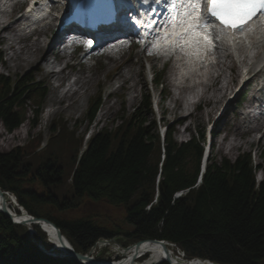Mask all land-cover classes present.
Segmentation results:
<instances>
[{"label": "trees", "instance_id": "trees-1", "mask_svg": "<svg viewBox=\"0 0 264 264\" xmlns=\"http://www.w3.org/2000/svg\"><path fill=\"white\" fill-rule=\"evenodd\" d=\"M156 78L160 86L161 75ZM46 91L32 78L13 81L0 75V123L12 133L31 109L37 127ZM101 99L99 95L89 106L91 123ZM153 115L149 94L115 130L102 129L90 137L85 150L83 139L63 119L54 122V135L41 152L16 148L0 153V188L13 193L29 215L59 228L79 253L100 239L123 246L157 240L176 244L188 258L264 264V179L256 177L261 166L248 153L235 161L209 159L201 174L204 130L179 143L169 126L162 143ZM40 141L41 136L38 148ZM77 144L78 149L71 148ZM87 201L122 207V224L106 227L55 215ZM34 229L32 238L25 226L0 213V264H77L43 253L38 245L48 250L52 245Z\"/></svg>", "mask_w": 264, "mask_h": 264}, {"label": "rangeland", "instance_id": "rangeland-1", "mask_svg": "<svg viewBox=\"0 0 264 264\" xmlns=\"http://www.w3.org/2000/svg\"><path fill=\"white\" fill-rule=\"evenodd\" d=\"M126 49L128 55H131L135 58L134 62L136 66V74H140L139 81L141 83L138 84V91L134 95V101L130 103L131 94H128L127 90H121L119 88V84L116 83L114 80L115 71L110 72L109 75H106V60L100 56H93L90 59H84L85 62L83 63L82 67L79 66V62L81 59L84 58L85 54L74 55V57L70 60L71 65H75V70L80 71L82 68L85 67H92L93 70L97 71L99 76V83L96 85L94 91L88 100V103L82 108L81 112L70 117L65 112H59L57 114L49 115L50 111L48 108V100H49V93L50 87L47 85L46 81L42 80V74L35 70L34 66H30L26 69H22L17 73L12 71H7L4 69V63L8 60V54L4 53L3 45L0 44V53L2 54L1 60L2 64H0V75L9 78L10 80L17 81L22 78H32L41 86L46 87V98L44 100V104L41 109V114L39 120L37 121V127H33L32 120L35 119L33 110L28 109V113L26 116L25 122L14 132L9 133L6 128L0 123V153H8L16 148H22L23 150L34 154L37 152H41V149L47 145L50 141L54 133L51 130V126H53L54 122H57L63 119L69 127L70 131H75L77 133V137L83 139L82 148L87 147L86 140L90 137H93L99 130L107 129V130H115L118 126L121 125L122 120L125 118L130 117L135 109H137L141 103L143 102L144 98L147 97L149 94L152 96V102L154 103V115L152 116L153 120L157 123V128L159 132V126L161 121V128L163 126L170 125L174 128V138L177 142L183 143L189 141L192 136H198L200 131L204 130V135L206 136V141L208 137V132L213 131L214 135L210 138L212 146L209 149V158L213 162L215 161H222V159L227 158L231 161H235L238 156L242 154L250 153L252 155V161L255 165H260L262 171L256 173V177L258 181L264 179V107L258 106L255 108L254 104V97L259 96L260 99H264V93L257 92V85L263 81L264 76L256 78L249 82L245 88L241 92H239L235 98L227 105L226 113L228 115L227 121L219 120L216 123V116L221 112L219 108L221 107V102L214 103L213 105L206 102L209 98L216 101L221 98V94H213L212 92L217 89V84L214 86L209 81V77L205 78L206 84H208L210 89L212 90L211 93L206 95V97L202 98L201 102V111H196L194 114H189L186 118L183 125H179L176 122L180 117L184 115H188L190 113V109L185 105V98L189 96L191 93V89L186 88L183 93L179 92L180 99L178 103L175 102L172 98L175 95V89L171 88L169 84H172L174 81L171 80V73H172V65L167 67V71L164 72L161 76V85L157 88L151 85L152 75L154 73L162 72L163 69V62L159 61L155 55H150L147 49L138 48V46H128ZM92 50V47L88 48V53ZM126 51V50H124ZM12 55V53H9ZM227 52L223 50H219L218 54L214 62H220L219 67H214L211 73L216 77L218 74L223 71L225 78L220 80L221 86H226V81H230L231 76L229 75V70L226 69L228 66H234L235 71L233 76L235 75L236 81L233 83H239L237 81V75L241 74L240 68L237 66V63L234 60L227 59L225 60L224 57ZM138 55V57H135ZM222 55V56H220ZM51 61L54 60L53 55H50ZM221 57V58H220ZM59 61V60H58ZM88 61V62H87ZM101 61V62H100ZM260 60H257V63ZM61 62V61H60ZM264 63V59L261 60ZM100 63L103 67H100ZM226 64V66H224ZM58 69V68H56ZM120 71L121 66L116 68ZM226 69V70H225ZM66 72H69L66 70ZM232 76V77H233ZM227 78V79H226ZM75 77L72 75L71 82H74ZM193 81L190 83L185 82L183 84L184 88L189 87L192 85ZM263 83V82H262ZM166 90V99L161 107V113L163 115L160 118V111L156 110L155 103L159 101L160 97V90ZM117 92L108 98V94L116 91ZM211 94V95H210ZM102 95L101 103L98 109V112L95 116L94 122H90L87 119V113L89 111V106L94 102L95 99ZM184 99V100H183ZM184 102L183 107L186 111H178L177 114L174 113L180 105ZM109 103L114 106L113 114L110 113L106 115L102 119L101 112L103 106ZM54 110V109H53ZM192 110V109H191ZM245 114V116L238 118V115ZM249 114V115H248ZM240 122L241 127L238 131H235V125ZM216 123V124H215ZM254 127L260 128L257 132H249L250 129ZM184 128L186 129L183 132ZM42 137V141H40L41 147L38 148L37 140L39 137ZM261 139V140H260ZM260 142L258 143V141ZM207 145V144H206ZM36 147L38 148L36 151ZM72 149L76 150L79 148L77 145H72ZM223 148V149H222ZM59 150V148H56ZM35 150V151H34ZM125 211L122 207H113L105 202L101 203H94V202H85L81 205L78 209L71 210L64 213H56L55 215L65 219V220H80V219H89L96 223H99L103 226L109 227L112 225H121L124 219ZM104 259L113 258V255L108 254L103 256Z\"/></svg>", "mask_w": 264, "mask_h": 264}, {"label": "bare ground", "instance_id": "bare-ground-1", "mask_svg": "<svg viewBox=\"0 0 264 264\" xmlns=\"http://www.w3.org/2000/svg\"><path fill=\"white\" fill-rule=\"evenodd\" d=\"M64 8V6L60 8L58 7L56 8V11L61 12L64 10ZM55 22L56 19L48 20V18H46L45 21L37 25V27L33 31L28 32L27 30L31 25L27 22V18L24 15L17 16L15 12H0V44L3 45L4 53L8 54V60L3 65L4 69L15 73L30 66H34L35 70L42 74V80L46 81L47 85L50 87L48 108H53L54 110L50 111L49 115L51 116L59 112H65L70 117H73L74 115L81 112L82 108L88 103L92 91H94L96 85H98L99 83V76L97 74V71L93 70L92 67L87 66L84 69L82 68L80 71H76L75 65H71L68 59L65 60L64 63L58 61L59 54L57 53L56 47H58L57 43L60 37ZM106 32L108 33H106V35H104L103 37H108V42L100 45L96 44L94 49L88 53V58H91L95 54L102 55V58L106 60V75H109L110 72L115 71L114 80L117 84H119V88L121 90H127L128 94H131L130 103H132L134 101V95L138 91V84L141 83L139 81L140 74H136L137 65L134 62L135 58H133L131 55H128V49H126L125 46H116L114 48H111L109 43L114 40L113 38L116 36V33H113L111 31ZM9 53H12V55H10ZM50 55L55 56L56 60L51 61L52 57H50ZM135 57H138V55H136ZM84 59L85 58L80 60L79 66L82 67L83 63L85 62ZM219 64L220 62L216 64V67H219ZM101 66L103 67V65L100 63V67ZM120 66L121 69L120 71H118V69L116 68ZM224 66H226V64H224ZM209 68L207 73L209 81L213 86L218 83V85L216 86L217 89L212 93L221 94V98H223V101L222 99L214 101L212 100V98H209L206 102H208L210 105L221 102V107L215 114L217 115V113L221 111L219 117L216 120V123L219 120H223L225 122L229 117L225 111L227 105L224 106V103L226 102L229 91L232 89L231 84L236 81L235 75L233 76L235 67L228 66V68H231L232 70L233 77L231 76L232 79H230V81L226 83V86H221L220 84V79L223 74H219L215 77L211 73V71L214 69V65H210ZM66 70H68L69 72H66ZM72 75L75 77L74 82H71ZM236 75L238 80L243 76V74ZM262 76H264V70H261L254 74L252 80ZM203 77L205 76L202 75V78ZM169 86L174 89L176 88L175 84H169ZM200 86L203 89V98L211 93L212 90L210 89V87H208L209 85L206 84V81L203 80ZM178 88L179 92L181 91V93H183L186 89L179 85ZM263 89L264 86L262 87V90ZM116 92L117 90L111 92L110 94L114 95ZM172 99L175 100L176 103H178L180 100V96L179 98L173 97ZM262 103L264 105V99L262 100ZM183 104L184 103L182 102L180 107L174 111L175 114H177L178 111H183L185 109L183 107ZM188 108H190V105H188ZM113 112L114 106L106 103L102 108V119L110 113L113 114ZM240 116L243 117L245 116V114L243 113L242 115H238V118H240ZM177 119L178 120L176 122H183L185 120L184 117H180ZM234 127L236 129L234 130V132L238 131V129H240L241 127V123L238 122ZM258 130H260V128L254 127L253 129H250L249 132L253 133L257 132ZM263 137L264 135L261 139H263ZM260 140L258 141V143L260 142ZM6 204L7 207L10 208V206L13 207V205H15V202L12 199H6ZM2 205H4V199L0 196V207ZM11 212L13 211L11 210ZM18 216L20 217V219L22 218L21 220L25 221L27 226L33 228L34 224L31 223L32 220L29 219L26 214H20ZM39 225V227H41L40 230L48 233L51 241L59 250V253L62 254V256H65L54 226L50 225L47 222H41L39 223ZM132 250L125 253L126 256L123 264H138V260L135 258H139L144 254L145 256H149L148 261H146L147 263L145 264H152V262L158 261L163 258L162 254H157L160 251L158 249V246L152 244L142 245L141 249H138V251L137 249L136 251ZM173 259L175 260L174 257ZM176 264L187 263H184L177 259Z\"/></svg>", "mask_w": 264, "mask_h": 264}, {"label": "snow or ice", "instance_id": "snow-or-ice-1", "mask_svg": "<svg viewBox=\"0 0 264 264\" xmlns=\"http://www.w3.org/2000/svg\"><path fill=\"white\" fill-rule=\"evenodd\" d=\"M169 7L170 18L153 44L157 54L168 55L180 47L190 57H204L216 46L213 23L209 17L219 22L216 39L227 36L234 44L242 39L249 48L252 47L253 36L264 42V0H172ZM257 20L261 22L259 27L255 25ZM137 23L142 24L143 21ZM151 26L148 24V27ZM91 45L89 41L88 47Z\"/></svg>", "mask_w": 264, "mask_h": 264}, {"label": "water", "instance_id": "water-1", "mask_svg": "<svg viewBox=\"0 0 264 264\" xmlns=\"http://www.w3.org/2000/svg\"><path fill=\"white\" fill-rule=\"evenodd\" d=\"M0 196L3 197V199H4V205H2L0 207V213L5 215L9 219H11L12 222L15 224L27 226L25 221L21 220L22 218L20 219V217L17 214H14L11 211H9L7 204H6V199H5L4 193L1 189H0ZM29 219L32 220L31 223L34 225H39V223H41V222H47L50 225L54 226L56 234H57L58 239H59V242L61 244L62 250L65 253V256H63L64 259L71 260L77 264H83V261H91L92 260L90 258V256L83 255V254L77 252L76 250H74L72 245L70 244L69 240L67 239V237L61 232V230L59 228H57L51 222H49L45 219H39L37 217H31ZM150 242L157 244L158 246H160L162 248V255L165 258L166 264H171L172 261H171V258L167 252V248L165 247L164 243H161V242L155 241V240L150 241ZM141 243L142 242H138L136 244L137 251H138ZM97 264H102V263L98 262Z\"/></svg>", "mask_w": 264, "mask_h": 264}, {"label": "built area", "instance_id": "built-area-1", "mask_svg": "<svg viewBox=\"0 0 264 264\" xmlns=\"http://www.w3.org/2000/svg\"><path fill=\"white\" fill-rule=\"evenodd\" d=\"M7 196H10L11 194L10 193H5ZM161 243H164L165 247L167 248V252L171 258V261H172V264H176L177 262V259L179 261H182L184 263H187V264H212L210 261H207V260H199V259H188L184 253L183 250H181L176 244L174 243H171V242H167V241H160ZM145 244H152V245H155V246H158L157 244H154L152 242H146V243H143L140 245V249H141V246L142 245H145ZM111 246V242L108 241V240H102V241H99L96 246L91 250L90 254L92 255V259H95L96 256L98 254H100V252L104 249V248H107V247H110ZM132 248L135 249V247H128L127 250L123 249L121 246H118V245H115L114 248H113V251L112 253L114 254L113 255V258H111L112 260H117L118 258L122 259L121 261L123 262L124 261V258L126 256V252L127 251H130L132 250ZM133 249V250H134ZM158 249L160 250L157 254H162V248L160 246H158ZM132 250V251H133ZM173 257L175 258V260L173 259ZM164 261V258H161L160 260L158 261H155V262H152V264H161L162 262ZM121 262V263H122ZM120 263V262H118ZM135 264V263H134Z\"/></svg>", "mask_w": 264, "mask_h": 264}]
</instances>
